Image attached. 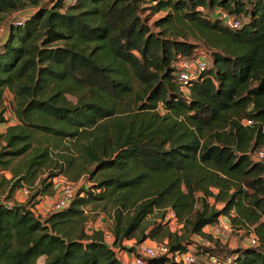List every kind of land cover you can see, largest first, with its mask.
I'll list each match as a JSON object with an SVG mask.
<instances>
[{"label":"trees","instance_id":"1","mask_svg":"<svg viewBox=\"0 0 264 264\" xmlns=\"http://www.w3.org/2000/svg\"><path fill=\"white\" fill-rule=\"evenodd\" d=\"M32 3L0 43V123L7 92L18 121L0 132V264H124L103 229H87L100 205L115 247L151 238L185 251L201 235L198 264H264V162L252 158L264 147V0ZM23 5L0 0V14ZM147 10L166 14L150 24ZM198 42L212 63L183 91L178 62ZM61 176L86 182L64 210L8 204L25 186L28 203L53 194ZM222 216L258 244L216 252L204 228Z\"/></svg>","mask_w":264,"mask_h":264},{"label":"built area","instance_id":"2","mask_svg":"<svg viewBox=\"0 0 264 264\" xmlns=\"http://www.w3.org/2000/svg\"><path fill=\"white\" fill-rule=\"evenodd\" d=\"M223 19L225 23L231 28H238L240 26V21L238 19L229 17L226 13L223 14ZM207 66L208 60L204 55L201 54H197L191 59H184L182 61H179L178 79L181 82L182 90L186 91L187 85L193 79L197 78L200 73H202L207 68ZM244 123L247 125L252 124L253 119H245ZM252 158L264 162V148H259L255 152H253ZM75 187V183L69 182L67 180L63 181L57 191L56 196L52 200H48L47 197L45 198L46 200H43V202L48 205L45 211L50 214L52 212L62 211L67 208L76 196ZM29 194L30 189L27 187H23L20 191V196L22 197H29ZM40 197L42 196H38V203L33 201L30 205V210L37 216H39V214L35 210V207H37L38 211H41L39 207V205L42 204V202L39 203ZM8 204L14 205V203L10 202ZM164 221L168 222V224L170 223L174 225L176 227L174 231H179L183 226L182 223L178 221L177 215L172 209L167 212ZM210 227L212 229L211 234H217L220 236L222 235L221 233H225V231H231L232 228L228 220L224 221L223 216L220 217L218 222L210 225ZM104 232L105 241L115 249L117 257L124 261L125 264H151L148 260L156 257H166L173 260L175 264H197V255L194 252L197 244L196 241L190 243L187 250L185 251L172 250L170 248L168 240H164L161 242L155 241L151 244L143 245L142 251L140 253L132 254L131 257L126 261L127 250L115 247L113 245L114 236L111 231L104 230ZM247 240L249 242V245L255 246L258 244L257 237L253 232L248 234ZM214 261L217 262V259L214 258Z\"/></svg>","mask_w":264,"mask_h":264},{"label":"rangeland","instance_id":"3","mask_svg":"<svg viewBox=\"0 0 264 264\" xmlns=\"http://www.w3.org/2000/svg\"><path fill=\"white\" fill-rule=\"evenodd\" d=\"M25 5L21 6L19 9L17 10H13L10 12H4L0 14V43L6 38V36L9 33V30L11 28V26L15 23H17L18 21H22L25 19V17H27L34 9L35 6L32 3V0H22ZM54 0H39L40 4H44V5H51L53 3ZM164 14H166L165 11H160L157 13H153L152 10H147L145 12V16L148 18V21L150 24H152L156 19H158L159 17L163 16ZM199 44V48H198V54L204 55L206 57V59L208 60V66L212 63V58H211V52L209 51L208 48H206L205 46H203L202 43L198 42ZM5 109L7 112V119L8 121L14 120L16 119V117L14 116L13 113V99L11 98V95L9 93H6L5 96ZM160 110L162 111V108H160ZM264 148V147H261ZM67 179L64 177H57L53 180L54 182V193L53 194H45V195H40L42 197H40L39 199V203L42 202L41 205H39L41 211L39 212L37 210V207H35V210L37 211V213L41 216H46L48 214L47 211H45L46 207L48 206L45 202H43V200H46L45 198L47 197L48 200H52L56 194L57 191L61 185V183L63 181H66ZM69 181V180H67ZM72 182V181H69ZM75 183L76 187L75 190L76 192H78V190L80 188H82L83 186H85L86 182L84 178H81L78 182H73ZM27 188L30 189V194L29 197H22L20 196V190L17 191V193L15 194L14 198L12 200H10V203H16V204H25L28 203V199L30 198V196H32L35 192V188L29 187V186H25ZM1 199H3L1 197ZM37 202L38 203V196L33 198L30 203H28L29 205V209H30V205L32 202ZM212 201V200H211ZM222 205L220 203L217 204V208H221ZM92 209V210H91ZM88 210V215H89V221L87 224V229L89 231H92L94 229H104L107 230L112 226V220H113V216H112V212L110 210L109 207L104 208L102 205L98 206L97 208L93 209V208H87ZM224 221H227L225 219V217H223ZM155 217L153 216H149L146 220V224L150 223L152 226V223L154 222ZM158 220H160L158 218ZM169 227L172 231L175 230V226L169 223ZM175 232V231H174ZM181 232V229L180 231ZM207 234H211L210 232L205 231ZM222 235H217V234H211L214 238L215 241L210 242V247L214 248V250L217 252L218 249H224L226 248L229 251L235 250L239 247H245L249 245V242L247 240L248 237V233H246L245 230H234L233 228H231V231H225V233H221ZM215 235V236H214ZM217 235V236H216ZM193 241H196L198 244H204L205 245V238L201 235H193L191 238ZM158 240H154L151 238H147L145 241L139 243L136 242V239H132V240H125L123 242V246H128V247H134L133 251H129L128 249L122 248L124 250H127V252L133 253V254H137L140 253L142 251V247L143 245L146 244H151L152 242H155ZM216 248V249H215ZM220 252V251H219ZM225 253V251H221V257L223 256V254ZM230 252L227 253V255H229ZM197 264L199 263V260L201 259V256L199 254H197ZM43 259V258H41ZM42 261V260H41ZM40 261V263H41Z\"/></svg>","mask_w":264,"mask_h":264},{"label":"crops","instance_id":"4","mask_svg":"<svg viewBox=\"0 0 264 264\" xmlns=\"http://www.w3.org/2000/svg\"><path fill=\"white\" fill-rule=\"evenodd\" d=\"M7 93H9L11 95V98H12V94L10 92H7ZM5 104H6V102H5ZM6 114H7V112H5L4 117L7 119V115ZM17 122H18L17 119H14V120H11V121H7V122L0 123V131L1 132H4L7 126L14 125ZM204 230L207 231V232H210V233L212 232V229H211L210 225L206 226L204 228ZM132 254L133 253L127 252V254H126V256H127L126 261L131 257ZM123 263H124V261H123Z\"/></svg>","mask_w":264,"mask_h":264},{"label":"water","instance_id":"5","mask_svg":"<svg viewBox=\"0 0 264 264\" xmlns=\"http://www.w3.org/2000/svg\"><path fill=\"white\" fill-rule=\"evenodd\" d=\"M13 208L21 209L23 212H28L29 208L24 204L13 205Z\"/></svg>","mask_w":264,"mask_h":264}]
</instances>
